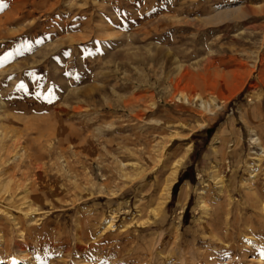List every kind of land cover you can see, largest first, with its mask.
Returning <instances> with one entry per match:
<instances>
[{"label": "rangeland", "instance_id": "rangeland-1", "mask_svg": "<svg viewBox=\"0 0 264 264\" xmlns=\"http://www.w3.org/2000/svg\"><path fill=\"white\" fill-rule=\"evenodd\" d=\"M0 264H264V0H0Z\"/></svg>", "mask_w": 264, "mask_h": 264}, {"label": "bare ground", "instance_id": "bare-ground-1", "mask_svg": "<svg viewBox=\"0 0 264 264\" xmlns=\"http://www.w3.org/2000/svg\"><path fill=\"white\" fill-rule=\"evenodd\" d=\"M174 157H176V158H178V151L176 152V153H174L171 157H170V159H172V158H174ZM168 159V158H167ZM176 161V160H175ZM168 162V161H167ZM173 165V164H172ZM177 166V165H176ZM176 168V167H175ZM172 170H174V169H172ZM163 177V176H162ZM174 177H175V173L173 174V177L171 176L170 178H168V180H164V182L162 183V181L163 180H161V178L159 177L158 178V181H157V183H155V184H157V186L159 187V190H160V192L161 193H163V192H165V193H167L169 190H168V186H167V184H169V182H172L173 180H174ZM166 186H167V188H166ZM166 188V189H165ZM164 189V190H163ZM158 193H159V191H158ZM156 194V193H155ZM158 195V194H157ZM164 194H161V197L163 196ZM167 197L168 195L167 194H165L164 195V197ZM165 197V198H166ZM152 199V198H151ZM156 199H157V197H156ZM153 200V199H152ZM151 200V201H152ZM165 200V199H164ZM153 203H154V201H153ZM256 204V203H255ZM254 205V204H253ZM255 206H257V205H255ZM252 207H254V206H252ZM238 237H240V236H238ZM237 237V238H238ZM241 238V237H240ZM239 238V239H240ZM238 240V239H237ZM12 249V248H11ZM23 249H25V248H23Z\"/></svg>", "mask_w": 264, "mask_h": 264}, {"label": "trees", "instance_id": "trees-1", "mask_svg": "<svg viewBox=\"0 0 264 264\" xmlns=\"http://www.w3.org/2000/svg\"><path fill=\"white\" fill-rule=\"evenodd\" d=\"M177 185L175 186V189H176Z\"/></svg>", "mask_w": 264, "mask_h": 264}]
</instances>
